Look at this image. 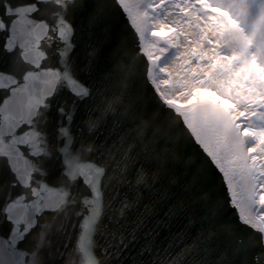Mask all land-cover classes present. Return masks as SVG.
Masks as SVG:
<instances>
[{
  "label": "water",
  "instance_id": "1",
  "mask_svg": "<svg viewBox=\"0 0 264 264\" xmlns=\"http://www.w3.org/2000/svg\"><path fill=\"white\" fill-rule=\"evenodd\" d=\"M143 4L0 0V45L6 29L28 30L26 46L0 53V66L22 76V87L35 83L23 100L41 144L20 171L27 187L12 192L27 196L18 202L28 224L13 237L17 255L24 264H264V223L233 209L224 179L228 169L244 177L250 146L218 101L187 107L163 95ZM66 26L74 30L71 49L61 36ZM70 81L89 95H77ZM141 121L149 125L143 135ZM82 171L91 180L80 183ZM6 191L7 180L0 196ZM8 235L0 224V238Z\"/></svg>",
  "mask_w": 264,
  "mask_h": 264
},
{
  "label": "rangeland",
  "instance_id": "2",
  "mask_svg": "<svg viewBox=\"0 0 264 264\" xmlns=\"http://www.w3.org/2000/svg\"><path fill=\"white\" fill-rule=\"evenodd\" d=\"M141 13L163 95L187 107L212 97L242 127L250 159L261 158L264 0H144ZM257 191L264 200V188ZM256 211L264 215L259 205Z\"/></svg>",
  "mask_w": 264,
  "mask_h": 264
},
{
  "label": "snow or ice",
  "instance_id": "3",
  "mask_svg": "<svg viewBox=\"0 0 264 264\" xmlns=\"http://www.w3.org/2000/svg\"><path fill=\"white\" fill-rule=\"evenodd\" d=\"M116 6L119 8L120 4L117 3ZM18 7L25 6L19 5ZM9 23L15 25L17 22L13 19ZM3 26L0 24V27ZM66 29L61 32V36L63 42L71 49L73 47L71 36L74 34V30L71 26H66ZM6 32L7 35L0 45V53L11 55L16 48L26 46L28 30L25 26L6 29ZM67 55L68 53H65V56ZM9 79H11V83L6 82ZM70 83L77 85V95L83 97L89 95L88 89L79 87L76 81H70ZM22 84V76H16L4 66H0V155L4 161L3 167H0V182L7 180V191L0 196V211L3 212V220L0 221V224H7L9 233L7 238H0V264H24L22 254L19 257L17 255L18 242L13 240V237L18 234L21 223L28 224L27 208L18 203L22 198L27 201V196L22 191L13 196L12 192L15 189L27 187V184L21 180L20 171L26 167L28 161L34 158L35 150L41 148L38 139L40 132L35 126V114L30 113L29 106L23 100L28 88L35 87V83L23 87ZM52 95L54 96L55 92ZM243 167L246 170L243 178L231 169L224 170L227 200L234 210L238 209L241 214L249 215L252 220L259 219L264 222V215L256 212L257 205L264 208V200L259 199L260 193L257 191L258 188H264V184L257 183V178L264 176V153H261V158L255 161L247 158ZM96 171L102 174L104 169L97 166ZM85 175H88L91 180V174L82 171L79 176L80 183L85 182ZM28 183L35 184L40 181L37 178ZM43 190H48L46 185ZM33 191L35 192V188ZM35 194L41 195V192H35ZM60 203H63V200ZM14 214L16 219H13ZM99 215L100 209L97 205L82 224L85 233L94 229ZM31 227L33 225L29 224L28 228ZM261 231H264V228ZM24 238L26 237L21 235L20 242ZM81 239L83 241L84 237Z\"/></svg>",
  "mask_w": 264,
  "mask_h": 264
},
{
  "label": "clouds",
  "instance_id": "4",
  "mask_svg": "<svg viewBox=\"0 0 264 264\" xmlns=\"http://www.w3.org/2000/svg\"><path fill=\"white\" fill-rule=\"evenodd\" d=\"M148 127H149V125L147 122L141 121V123L138 125V128L140 129L141 135H143L147 131ZM159 131H160V129H159V127H157L156 132H159ZM153 136H155V133H153Z\"/></svg>",
  "mask_w": 264,
  "mask_h": 264
},
{
  "label": "bare ground",
  "instance_id": "5",
  "mask_svg": "<svg viewBox=\"0 0 264 264\" xmlns=\"http://www.w3.org/2000/svg\"><path fill=\"white\" fill-rule=\"evenodd\" d=\"M207 99H208L209 101H210V100H213L212 97H210V96H208ZM230 115H231V114H230ZM243 137H244L245 140H247V137H246L244 134H243Z\"/></svg>",
  "mask_w": 264,
  "mask_h": 264
}]
</instances>
